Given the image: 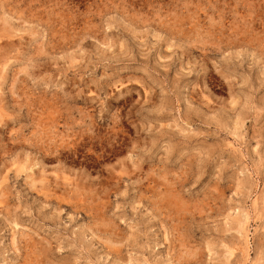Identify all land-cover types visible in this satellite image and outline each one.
I'll use <instances>...</instances> for the list:
<instances>
[{
	"label": "rangeland",
	"instance_id": "rangeland-1",
	"mask_svg": "<svg viewBox=\"0 0 264 264\" xmlns=\"http://www.w3.org/2000/svg\"><path fill=\"white\" fill-rule=\"evenodd\" d=\"M0 264H264V0H0Z\"/></svg>",
	"mask_w": 264,
	"mask_h": 264
}]
</instances>
